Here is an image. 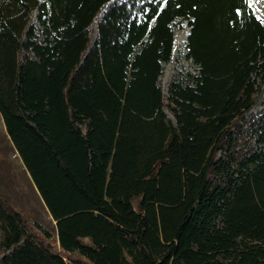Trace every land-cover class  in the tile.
Wrapping results in <instances>:
<instances>
[{
	"label": "trees",
	"instance_id": "1",
	"mask_svg": "<svg viewBox=\"0 0 264 264\" xmlns=\"http://www.w3.org/2000/svg\"><path fill=\"white\" fill-rule=\"evenodd\" d=\"M110 1L0 0V116L55 231L0 196V264H264V108L248 146L234 129L264 23L248 0ZM185 27L196 73L165 97Z\"/></svg>",
	"mask_w": 264,
	"mask_h": 264
},
{
	"label": "rangeland",
	"instance_id": "2",
	"mask_svg": "<svg viewBox=\"0 0 264 264\" xmlns=\"http://www.w3.org/2000/svg\"><path fill=\"white\" fill-rule=\"evenodd\" d=\"M117 1V0H115ZM257 9L264 10V0H253ZM112 4V3H111ZM108 5V4H107ZM251 6V5H250ZM252 7V6H251ZM106 8V6H105ZM103 8V10L105 9ZM253 9V7H252ZM100 11L97 16L93 19L90 25L91 41L96 36L97 22L102 15ZM255 12V11H254ZM258 15V14H257ZM259 16V15H258ZM260 17V16H259ZM262 20V19H261ZM263 22V20H262ZM189 32V28L179 29L175 32L173 46H172V57L170 61L165 62L161 75L159 76V84L161 85L162 91L165 97L168 95V87L170 82L175 77H182L186 72L196 73L193 62L188 59L186 53V35ZM167 70L166 73L164 70ZM168 74V77H166ZM264 108V92L259 96L255 105L245 113V117L236 123L234 129L242 127L241 131L236 132L238 134L237 146L243 147L248 146L252 140L248 142V136L246 134L248 129V123L255 119L260 111ZM165 112L173 119L169 109L165 106ZM254 144V142H253ZM252 144V145H253ZM0 196L6 201V203L15 210L19 211L26 221L27 225L36 233L40 232L36 230V225L48 229L51 233L54 231V221L48 213L45 205L43 204L41 197L37 190L33 186V183L27 175L25 168L23 167L21 160L14 149L10 139L8 138L4 125L0 116ZM137 201H134L136 205ZM51 244L58 249V244L55 237L50 239Z\"/></svg>",
	"mask_w": 264,
	"mask_h": 264
},
{
	"label": "bare ground",
	"instance_id": "3",
	"mask_svg": "<svg viewBox=\"0 0 264 264\" xmlns=\"http://www.w3.org/2000/svg\"><path fill=\"white\" fill-rule=\"evenodd\" d=\"M248 2L253 7L255 13L260 16V18L263 20V23H264V10L259 9V11H258L257 4L255 5L253 0H248ZM164 71L166 73L167 70L165 69ZM166 77H168V74H166Z\"/></svg>",
	"mask_w": 264,
	"mask_h": 264
},
{
	"label": "crops",
	"instance_id": "4",
	"mask_svg": "<svg viewBox=\"0 0 264 264\" xmlns=\"http://www.w3.org/2000/svg\"><path fill=\"white\" fill-rule=\"evenodd\" d=\"M22 163V162H21ZM23 165V164H22ZM24 167V166H23ZM26 171V170H25ZM26 173H27V175L29 176V174H28V172L26 171ZM29 178H30V176H29ZM31 179V178H30ZM33 183V182H32ZM33 186H34V184H33ZM35 187V186H34ZM36 189V188H35Z\"/></svg>",
	"mask_w": 264,
	"mask_h": 264
},
{
	"label": "water",
	"instance_id": "5",
	"mask_svg": "<svg viewBox=\"0 0 264 264\" xmlns=\"http://www.w3.org/2000/svg\"><path fill=\"white\" fill-rule=\"evenodd\" d=\"M114 1H115V0H111V1L108 3V5L111 4V3H113Z\"/></svg>",
	"mask_w": 264,
	"mask_h": 264
}]
</instances>
